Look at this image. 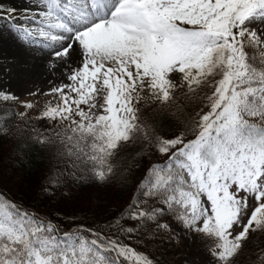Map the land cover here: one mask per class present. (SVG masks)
Returning <instances> with one entry per match:
<instances>
[{"label":"snow or ice","instance_id":"snow-or-ice-1","mask_svg":"<svg viewBox=\"0 0 264 264\" xmlns=\"http://www.w3.org/2000/svg\"><path fill=\"white\" fill-rule=\"evenodd\" d=\"M0 141L40 182L0 264H264V0H0ZM114 178L99 221L56 204Z\"/></svg>","mask_w":264,"mask_h":264},{"label":"trees","instance_id":"trees-1","mask_svg":"<svg viewBox=\"0 0 264 264\" xmlns=\"http://www.w3.org/2000/svg\"><path fill=\"white\" fill-rule=\"evenodd\" d=\"M14 146L12 143L0 141V178L1 176H6L8 179L18 182L19 199L17 195L14 198L19 201L22 195H36L40 191V182L34 170L35 165L38 163L35 153H32L30 156L33 169H29L27 166L19 164L17 159L11 158ZM6 166L10 167L6 168ZM69 192L70 195L67 197H58L56 204L59 207L67 209L69 212L77 213L84 221L101 220L127 196V192L115 178L105 186H98L96 184H88L84 187L71 186ZM93 199H95V205H92ZM164 247L165 251L162 259H167L170 264H173V262L174 264H179L178 247L173 248L170 245H165ZM251 250L253 251L254 249ZM246 257H242L241 261Z\"/></svg>","mask_w":264,"mask_h":264},{"label":"rangeland","instance_id":"rangeland-1","mask_svg":"<svg viewBox=\"0 0 264 264\" xmlns=\"http://www.w3.org/2000/svg\"><path fill=\"white\" fill-rule=\"evenodd\" d=\"M27 86H31L29 84H25L23 81L20 80H15L13 81V90L17 91L19 93L20 90H22L24 87ZM10 166H6V168H9ZM4 174V173H3ZM19 186H18V182L16 181H12L11 179H8L6 176H1L0 178V189L3 190H7L10 193L14 194V197L19 199L18 197V190ZM95 199H93L92 201V205H95L96 202L94 201ZM260 245L262 247H264V239L261 238L260 239ZM199 244L198 243H192L191 245H187V242H185L184 245H181L180 247H178V252H179V264H185L186 259L187 260H195V259H199V253H198V249H199ZM252 248H250L249 252L252 251ZM255 251V249L253 250ZM252 251V252H253ZM249 258L251 259H255L254 256L252 257H246L244 258L243 261H241V264H248Z\"/></svg>","mask_w":264,"mask_h":264}]
</instances>
